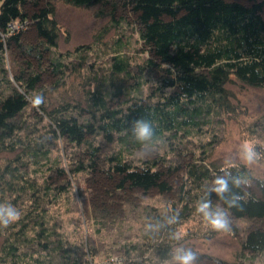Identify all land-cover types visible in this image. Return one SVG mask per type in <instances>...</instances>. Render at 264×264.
Returning <instances> with one entry per match:
<instances>
[{
	"label": "trees",
	"instance_id": "obj_1",
	"mask_svg": "<svg viewBox=\"0 0 264 264\" xmlns=\"http://www.w3.org/2000/svg\"><path fill=\"white\" fill-rule=\"evenodd\" d=\"M65 1L88 6L102 0ZM125 5L136 16L139 38L149 54L142 63H136L139 74H131L132 59L124 55L118 41L108 75L98 78L97 70L92 75L95 80L89 84L94 87L88 89L86 102L72 101L62 95L51 108L46 102L39 107L43 111L40 119H47L50 137L64 138L75 145L86 144L90 148V163L98 158V137L115 142L116 147L107 155V171L119 177V188H157L163 192L169 187L158 160L132 157L134 150L142 146L135 140L134 122L143 119L150 123L153 128V140L147 142L150 144L167 138H187L197 133L203 118L230 107L226 85L232 77L249 86H264V14L260 3L243 4L236 0H126ZM53 13V0H0V61L4 60L7 43L22 46L21 35L27 30L8 33V24L14 20H28L32 25L37 44L27 46L26 51L36 52L40 59L37 71L33 68L28 75L24 72L15 75L18 86L10 84L7 78L4 82L0 79V86L5 84L8 92L0 93V204H11L21 213L9 225L11 231L7 237L11 240L4 249L13 263L27 256L20 252L21 245L31 243L45 255L43 260L40 250L34 248L27 256L31 259L29 263L83 264L71 248L64 247L57 228L49 225L47 207L64 192V188L48 183V175L44 177V173L58 165L55 160L51 163L49 138L37 134L34 126L17 121L28 107L29 94L43 81V51L57 46L59 30ZM82 47L76 48L73 56L81 65L86 63V51ZM53 55L48 62L50 69L65 74L73 64L64 60L70 54ZM146 73L155 78V84L144 97L141 86L150 80ZM134 77L136 86H123L124 81ZM122 96H125L123 100ZM83 168L79 165L73 171ZM57 171L62 173L63 169ZM186 172L200 190V196L196 193L194 197L210 199L211 205L227 208L224 200L211 191L213 182L223 178L230 189L226 197L233 193L242 197L243 210L232 208L230 214L264 222V197L250 194L244 183L239 188L233 184L236 178L246 181L251 177L244 167L215 165L213 170H208L206 165L195 162L187 166ZM39 174L41 181L37 182L35 177ZM257 183L264 192V181ZM179 223L180 217L175 219L174 226ZM168 227L165 224L167 234L171 232ZM148 248L153 257L146 260L142 255L139 260H132V264H164L173 256L167 238L160 237ZM242 250L251 255L264 254V225L248 233Z\"/></svg>",
	"mask_w": 264,
	"mask_h": 264
},
{
	"label": "rangeland",
	"instance_id": "obj_2",
	"mask_svg": "<svg viewBox=\"0 0 264 264\" xmlns=\"http://www.w3.org/2000/svg\"><path fill=\"white\" fill-rule=\"evenodd\" d=\"M125 1L102 0L88 6H76L65 0H53V18L59 30L57 46L43 51V81L29 94L28 107L17 118L25 126H34L37 134L49 138L47 145L52 149L51 163L53 160L58 163L51 172L44 173V177L49 176L51 186L64 188L58 200L47 207L49 225L57 228L64 247L71 248L83 264H107L110 257H118L116 264H132V260H139L142 255L147 260L153 257L149 244L157 242L160 237L170 240L173 255L178 248L194 251L197 254L195 264H264V254L251 255L242 250L248 233L264 225V222L236 218L230 214L231 232L211 230L202 214L196 213V204L200 199L194 196L196 193L200 196V190L186 172L187 166L195 162L206 165L208 170H213L215 165L244 167L251 176L244 183L245 190L256 197H264L257 183V180L264 181V86H249L232 77L226 85L229 108L224 107L220 113L203 118L197 133L187 138L182 136L160 140L155 144L148 143L153 151L141 159L158 160L169 187L163 192L157 188H119V177L113 173L111 176L107 171V155L116 147L115 142L98 137V158L90 163V148L86 144L75 145L64 138L50 137L47 119H40L43 111L32 106L30 98L36 94H44L48 108L62 95L72 101L81 100L84 104L88 89L94 87L89 81L95 80L92 75L96 70L98 78L108 75L107 69L118 41L124 55L132 59L131 74H139L136 63H142L149 54L139 38L136 16L127 8ZM236 1L243 4L260 3L264 14V0ZM28 28L21 35V47L14 42L5 45L4 60L0 61L2 82L7 78L15 86V75L23 72L28 75L33 68L35 71L40 69L36 52L27 54L26 51L27 46L37 44L34 28L32 25ZM81 46L86 51V63L83 65L73 57L76 48ZM67 53L70 56L64 59L65 62L73 64L65 70V74L53 73L49 59L54 57L53 54ZM145 76L150 77L148 73ZM136 79L129 78L123 82V86H136ZM154 79L150 77L141 86L144 97L155 84ZM1 90L8 93L5 84L0 86V93ZM124 98L122 96L121 100ZM246 140L253 143L259 154V159L252 165L241 158V145ZM141 147L134 150V159L140 158L138 153ZM79 165L84 168L73 171ZM57 168H62L63 172L59 173ZM40 178V174L35 177L37 182L41 181ZM212 208L222 207L213 203ZM173 217H180V223L176 226L170 222ZM165 224H169L167 230H171L168 234L164 230ZM10 231L11 227L8 226L0 233V264H34L29 263L30 258L27 259L37 248L31 243L21 245L20 252L27 256L18 262L13 263L6 257L4 249L11 240L7 237ZM175 233L180 234V239L173 238ZM36 250H40L44 260V251L40 247ZM164 264L174 262L171 258Z\"/></svg>",
	"mask_w": 264,
	"mask_h": 264
},
{
	"label": "clouds",
	"instance_id": "obj_3",
	"mask_svg": "<svg viewBox=\"0 0 264 264\" xmlns=\"http://www.w3.org/2000/svg\"><path fill=\"white\" fill-rule=\"evenodd\" d=\"M30 102L33 107L39 108L44 103V97L41 94H36L30 98ZM133 134L135 140L139 142L142 147L138 153L140 158H146L153 151V148L147 143L153 140V128L150 123L146 120H137L134 122ZM241 158L248 164L252 165L259 159V154L255 151L254 145L251 141H244L241 145ZM214 187L211 191L216 194L221 200H224L227 208H216L213 209L211 205V200H200L196 204V213L202 214L204 221L215 232L229 233L232 231L230 210L236 208L238 210H243V205L240 203L242 197L233 193L231 197H226V193L230 191L228 182L223 178H218L214 182ZM242 183H247V181H242L240 178H236L233 181L235 187L239 188ZM20 211L17 210L11 204H0V227L7 228L11 223H14L20 218ZM170 222H175V217H173ZM151 227V225H149ZM174 239H180V234L175 233L173 235ZM174 264H195L197 260V254L191 249L178 248L175 250L172 257Z\"/></svg>",
	"mask_w": 264,
	"mask_h": 264
},
{
	"label": "built area",
	"instance_id": "obj_4",
	"mask_svg": "<svg viewBox=\"0 0 264 264\" xmlns=\"http://www.w3.org/2000/svg\"><path fill=\"white\" fill-rule=\"evenodd\" d=\"M29 25L30 24L28 20H25V21L14 20L13 22L8 24V33L14 34V33L25 31L28 29ZM107 259H108L107 264H116L117 262H119L118 257H110Z\"/></svg>",
	"mask_w": 264,
	"mask_h": 264
}]
</instances>
